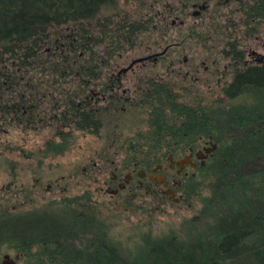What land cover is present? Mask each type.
<instances>
[{"label":"trees","instance_id":"obj_1","mask_svg":"<svg viewBox=\"0 0 264 264\" xmlns=\"http://www.w3.org/2000/svg\"><path fill=\"white\" fill-rule=\"evenodd\" d=\"M121 1L123 6L130 5L127 10L119 6V0H0V133L33 128L27 87L20 86L17 93L12 83L37 76L58 79L47 83L52 96L66 104L55 122L62 123L67 112L70 125L67 132L56 133L57 142H46L38 157L67 152L73 133L99 136L101 124L93 107L77 100L91 94V74L105 71L109 57L131 48L140 33L150 29L158 3ZM243 64L233 73L224 100L248 96L250 103L243 102L225 115V123L216 122L214 114L211 125L203 111L202 117L194 118L189 112L185 118L195 120L199 134L213 135L217 144V152L197 175L223 177L217 179L213 197L203 204L204 220L194 217L179 231L160 236L149 233L125 245L111 233L112 224L100 211L103 204L84 191L38 209L0 213V257L11 252L24 264H264V168L243 171L244 166L264 158V65ZM77 74L85 75L83 86L72 79ZM172 89L164 86L160 101L149 109L176 121L189 109L177 102L176 89ZM99 112L107 114L103 108ZM190 126L194 124L174 134L167 130L163 138L178 141L184 133L191 135ZM144 139L127 144L153 143ZM166 156L135 155L123 158L122 164L153 166ZM194 180L186 184V199Z\"/></svg>","mask_w":264,"mask_h":264},{"label":"rangeland","instance_id":"obj_2","mask_svg":"<svg viewBox=\"0 0 264 264\" xmlns=\"http://www.w3.org/2000/svg\"><path fill=\"white\" fill-rule=\"evenodd\" d=\"M157 1L154 9L155 20L150 29L140 33L131 48L113 54L112 58L122 56L118 64L122 62L126 65L130 59L141 54L152 56L169 48L163 58L148 66L155 69L153 72L167 75L179 84L184 81L186 72L191 73L197 80L196 93L203 95L207 104L210 103L216 122L225 123V115H231L230 113L237 110V106L243 102L250 103L252 99L245 96L228 101L222 97L223 88L230 79L233 67L227 68L225 61L229 62V57L227 59V56H223L226 59L224 61L219 50L212 48L218 44L215 40L218 37L215 0ZM118 3L126 10L130 6H123L125 2L121 0ZM187 28L199 33L201 38L207 36V49L204 44L185 36ZM255 29H260L257 36L263 34V28ZM255 42L260 43V40ZM260 44H256L258 49L254 50L258 54H264L263 47L259 48ZM128 57L130 59L126 61ZM110 111L113 113V110ZM114 112V118L119 122V133L122 129H127L126 125L132 127L133 122L126 112L120 108ZM112 123L115 121L107 122L98 137L73 133L71 148L64 154L47 159H40L37 156L38 151L46 142L58 140L56 133H49L48 128L34 127L24 131L13 129L0 133V213L38 209L49 201L70 198L89 191L95 195L98 204H103L100 211L112 224L111 233L115 240L125 245H132L140 236L149 233L160 236L171 230L179 231L181 225L194 217L204 220L207 215L203 204L213 197L216 182L220 180L218 175L201 178L196 176L190 197L186 199L183 192L184 200L180 204L163 200L157 194L146 196L140 190L141 196H137L130 207L123 208L120 204L126 193L113 198L112 193L107 192L106 180L113 167L122 165L120 163L123 160L121 152L118 153L120 146L113 141ZM256 167L264 168V158L256 159L254 165L244 166L243 171ZM7 255V260H3L4 256L0 257L1 264H24L13 253L8 252Z\"/></svg>","mask_w":264,"mask_h":264},{"label":"flooded vegetation","instance_id":"obj_3","mask_svg":"<svg viewBox=\"0 0 264 264\" xmlns=\"http://www.w3.org/2000/svg\"><path fill=\"white\" fill-rule=\"evenodd\" d=\"M215 9L218 31V37L215 40L218 41V44L212 48L219 50L221 58L227 56L225 58L228 59L229 57V62L223 57L228 64L227 68L233 67L230 79L223 88L222 97L225 98L224 91L232 80L233 73L240 68L242 63H244L243 65L256 67L264 65V54H258L254 50L258 49L256 44L261 43L259 48L263 47L264 51V30L263 34L257 36L260 29H255L257 27L264 29V0H215ZM188 29L190 28H187L185 36L204 44L207 49V36L201 38L199 33L197 34L196 31L192 32ZM247 37L249 38L247 39ZM250 39L253 40L250 41ZM255 40H260V43L255 42ZM247 41L250 42L247 43ZM173 45L177 44L173 43ZM168 49L161 54L152 56L141 54L133 59L128 57L126 61L129 59L130 61L126 65L122 62L118 64L119 60H122V56H117L116 59L109 57L110 60L105 66V72H103L104 70L98 71L91 74L88 79L92 86L89 89L91 94L85 97L82 96L77 100V103L81 104L90 103L94 113L99 118L98 123L101 124V129L104 125L107 126V122L115 121V123H112L114 128H112L111 133L113 141L120 146L121 150L118 153L121 152L122 159L145 154L167 155L166 158L160 159L153 166H140L139 162H135L128 167L121 162L122 165L113 167L109 174L110 179L107 178L105 187H107V192L112 193L113 198L126 193L121 199L120 205L123 208L130 207L135 198L141 196L140 190H143L146 196L157 194L163 200H171L176 204H180L184 200L183 192H186V184L191 179L196 178L199 170L205 168L207 162L217 152V144L213 135L207 137L200 135L198 123L195 120L185 121L189 112H193L195 114L194 118H196L198 116L202 117L203 111L206 113L207 119L211 120V125L213 124V119H211L213 110L209 105L210 103L207 104L205 97L198 92L196 93L197 80L194 79L191 73L186 72L184 81L179 84L167 75L164 76L163 74V77L160 73L153 72L155 69L148 66L150 63H156L163 58V55L169 52ZM175 72L176 70L173 71V74ZM84 77L83 74H77L72 79L77 81L78 84L76 85L79 87L83 86L82 79ZM54 80L58 81L56 78L48 77H43V79L22 78L20 82L16 80L15 83H12L14 85L12 90L17 93L20 86L26 85L30 122L34 121L33 128H48L49 133L68 130L70 127L67 121L68 117L66 118L68 116L67 112L65 113L66 116L61 118L65 119L62 123L55 122L56 119H60L57 114L64 110L66 104L57 101L56 96H52V93H50V87L47 86V83ZM2 84L7 86L8 82L3 80ZM164 86L176 89L177 102L184 103L186 107L188 106L189 110L185 111L186 114L179 115L175 119L176 121H171L169 117H163V115L152 114L153 112L149 109L150 106L155 107L160 101V92H162L161 89ZM202 88L204 89V87ZM101 108L106 109L107 114L99 112ZM117 108L126 112V115L133 122L131 128L126 125L127 129H122L120 133L118 132V119L114 118V110H117ZM110 110H113V113ZM18 112L20 113V111ZM25 112L23 111V113ZM191 123L194 124V127L190 126L191 135L184 133L178 141H174L172 137L163 138L168 133L167 130L173 134L177 131L182 132L183 126ZM124 125L122 124V126ZM3 132H6V130H3ZM55 137L58 139V136ZM144 137L150 138L153 143L127 144L128 142H134V140L145 141ZM157 139H161V141L156 142ZM168 140L172 142L169 144ZM213 147H215L214 150H212ZM206 151H209V153ZM39 158L47 159L49 157ZM185 158H188L189 163L184 164L183 167L178 166L177 163Z\"/></svg>","mask_w":264,"mask_h":264},{"label":"water","instance_id":"obj_4","mask_svg":"<svg viewBox=\"0 0 264 264\" xmlns=\"http://www.w3.org/2000/svg\"><path fill=\"white\" fill-rule=\"evenodd\" d=\"M215 149V147H213V149L212 150H214ZM206 152H208L209 153V151H206ZM189 163V161H188V158H185L184 160H182V161H179L177 164H178V166H180V167H183L184 166V164H188ZM9 258V256L7 255V256H4L3 257V260H7ZM10 264H14L13 262H11Z\"/></svg>","mask_w":264,"mask_h":264}]
</instances>
